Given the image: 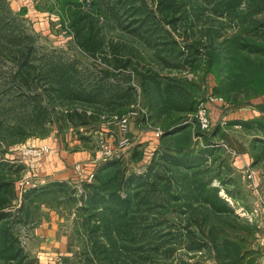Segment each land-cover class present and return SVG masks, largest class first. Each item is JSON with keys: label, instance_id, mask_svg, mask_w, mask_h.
Here are the masks:
<instances>
[{"label": "trees", "instance_id": "obj_1", "mask_svg": "<svg viewBox=\"0 0 264 264\" xmlns=\"http://www.w3.org/2000/svg\"><path fill=\"white\" fill-rule=\"evenodd\" d=\"M58 5L74 44L105 68L80 67L76 61L66 62L54 55L37 56L31 45L7 48L1 40L0 53L8 50L5 56L16 68L14 79L19 77L25 85L34 78L43 81L28 96L39 122L47 113L42 105L47 99L60 106L72 104L61 112L66 111V118L76 127L86 126L101 114L120 116L130 110L136 101L135 89L126 77L119 80L127 70L140 77V86L155 111L178 105L188 112L186 116L191 115L198 101L194 104L178 80L161 78L152 66L180 71L200 59L217 63L210 38L202 44L188 31L201 25L204 17L240 28L250 17L264 13V0H58ZM231 44L237 51L264 56L263 46L237 39ZM141 49L149 52L150 66L138 71ZM186 120L179 125H186ZM236 124L264 135L263 121ZM186 127L162 132L163 146L189 139ZM5 144L10 149V143ZM213 152L183 155L162 148L152 154L142 173L130 171L118 159L101 163L93 181L82 182L80 205H75L85 264H188L177 256L181 251L186 256L209 257L214 264H242L244 244L251 241L256 227L242 220L234 206L220 196L223 191L235 201L223 176L217 175L223 165L210 175L206 162ZM136 153L135 149L131 159L140 161L135 159ZM14 168L20 171L23 167ZM213 180L219 186H212ZM73 190L57 182L42 189L29 188L21 194L17 208L12 204L17 200L13 181L0 176V264H30L14 230L18 224H26L31 198L58 191L74 198Z\"/></svg>", "mask_w": 264, "mask_h": 264}, {"label": "rangeland", "instance_id": "obj_2", "mask_svg": "<svg viewBox=\"0 0 264 264\" xmlns=\"http://www.w3.org/2000/svg\"><path fill=\"white\" fill-rule=\"evenodd\" d=\"M59 9L58 0H0V40L7 48L31 45L37 56L54 55L66 62L76 61L80 67L105 68L74 44L68 25L62 23ZM202 21L201 25L189 30L188 35L200 39L202 44H207L210 38L217 63L208 64L200 59L193 67L180 71L159 70L156 66H152V71L158 70L161 78L169 76L178 80L194 104L215 94L221 96L228 106H209L211 125L208 130L198 132L196 111L191 114L193 117L190 114L186 116L188 112L178 105L161 112L155 111L153 102L140 86V77L132 70L123 71L119 80L125 77L129 79L136 93L135 104L129 109L142 108L145 114L139 112L135 116L130 125V145L117 149L112 159L120 160L130 171L142 173L146 171L152 154L162 148L169 153L183 155L214 150L206 166L210 175H215L219 165H223L224 168H219L217 175L223 176V182L235 201L223 191H220V196L234 206L242 220L256 227L251 241L244 244L242 264H262L264 135L254 128L247 129L236 123L248 120L264 123V56L237 51L231 43L237 39L264 47V28L261 26L264 24V13L250 17L240 28L212 17H204ZM123 39L129 40L127 36ZM19 41H24V44ZM141 51L143 59L138 71L150 66L149 52ZM3 53H0V176L14 183L17 200L12 204L17 208L20 204L21 195L16 189V182L25 172L32 174L37 189L55 182L65 183L74 189V198L65 196L64 191L32 197L26 212L27 222L18 224L14 233L30 264H85L83 239L78 236L75 224V205H80L82 182L75 178L73 167L80 165L84 169H92L95 174L100 164L104 163L97 160L100 142L117 147V129L110 120L114 114H101L96 120H89L86 126L76 127L73 121L66 118L65 112H61V109L72 104L60 106L44 99L42 105L47 108V113L39 122L28 96L43 81L34 78L25 85L19 77L14 79L16 68L5 56L9 54L8 50ZM182 119H187L186 125H179ZM12 126L15 130H8ZM180 127H186L184 133L189 135V139L182 138L178 143L172 140L164 147L161 136H153L156 129L162 133L168 128L172 131ZM5 141L10 143L9 148L47 145L53 150L49 155L57 156L59 167L50 172L49 155L19 164ZM135 149L140 153H136L135 159L141 158L140 161L132 160L133 157L131 159ZM42 159L45 166L41 167ZM213 159H217L216 162H212ZM6 163L12 167L4 166ZM17 165L23 168L17 171L14 168ZM212 186H219V182L213 180ZM177 256L188 264H214L209 257L186 256L183 251Z\"/></svg>", "mask_w": 264, "mask_h": 264}, {"label": "built area", "instance_id": "obj_3", "mask_svg": "<svg viewBox=\"0 0 264 264\" xmlns=\"http://www.w3.org/2000/svg\"><path fill=\"white\" fill-rule=\"evenodd\" d=\"M209 106L227 107L228 104L221 97H218L214 94L208 95L204 99L198 100L195 118H196L197 127L201 131L208 130L211 125ZM64 112L66 113V111ZM139 112L143 115L145 114L144 109L141 108L138 110H129L127 113L120 116L112 115L110 117V120L112 121V123L115 124L117 129V147L112 148L106 142L105 143L100 142L97 160L100 161L110 160L114 156H116V152L118 151L117 149H123L128 145H130V137H129L130 125L131 122L135 120V116ZM161 134H162L161 131L156 129L153 133V136L155 138H159ZM9 151L14 153V155L16 156L15 161L19 164L29 159H36L43 157L45 155H49L53 152V150L47 145L32 146V147L17 146L10 148ZM73 172L75 178L79 182L90 183L94 179V171H92V169H84L80 165H74ZM33 181L34 180L32 174L30 172H25L16 182V189L18 190L19 195H21L29 188H34L35 185Z\"/></svg>", "mask_w": 264, "mask_h": 264}, {"label": "crops", "instance_id": "obj_4", "mask_svg": "<svg viewBox=\"0 0 264 264\" xmlns=\"http://www.w3.org/2000/svg\"><path fill=\"white\" fill-rule=\"evenodd\" d=\"M46 156V155H45ZM48 156V155H47ZM44 157V156H43ZM43 157H40L43 158ZM47 158H49L51 161H50V164H49V167L48 169L51 171H53L54 168H58L59 167V161L57 159V156L55 155H49ZM36 159H39V158H36ZM36 159H32V160H36ZM30 160V159H29ZM44 159L41 160L42 164L40 165L42 167V165L45 164V162L43 163ZM27 163V162H26ZM45 166V165H44Z\"/></svg>", "mask_w": 264, "mask_h": 264}]
</instances>
